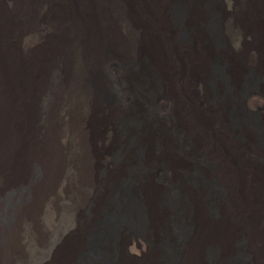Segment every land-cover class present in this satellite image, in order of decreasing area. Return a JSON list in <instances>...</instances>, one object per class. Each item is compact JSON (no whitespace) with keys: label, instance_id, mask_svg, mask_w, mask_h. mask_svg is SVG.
<instances>
[{"label":"bare ground","instance_id":"1","mask_svg":"<svg viewBox=\"0 0 264 264\" xmlns=\"http://www.w3.org/2000/svg\"><path fill=\"white\" fill-rule=\"evenodd\" d=\"M177 4L174 28H180L183 33L180 42L199 41L209 73V62L226 51L224 44L218 47L219 43H213L212 38V33L215 38L220 36L223 26L221 29V22L215 25L213 18L207 25L206 14L209 13L196 21V11L199 8L208 11L212 6L221 21L223 12V21L230 13L222 10L218 3L212 4L211 0H179ZM125 25L129 26V22ZM142 37V33L127 28L121 44L135 51L146 48L157 58L155 41L150 38L143 42ZM86 45L82 52L62 51L65 66L73 60L71 72L64 80L60 72L49 79L44 69L40 73L14 74L10 70L0 74V264H26V258L35 255L42 258V263L54 258V264H78L87 249L90 227L100 225V210L115 217L114 233L107 232L108 226L104 224L99 226L103 231L102 244L100 249L96 247L92 251L88 247L85 264H111L113 259L114 264H128L121 255L129 240V224L133 225L138 218L144 224L158 223L151 221L153 216L151 213L150 217L149 212L155 204L150 196L148 198L139 177H135L124 203V200H108L107 194L109 186L119 185L125 178L120 168L113 171V176L105 177L106 191L97 192L96 173L101 169L103 157L95 148L99 133L93 121L106 122L111 97L103 93L101 87L105 86L100 85L92 70L96 63L100 64V58H104L103 37L99 34ZM115 66L121 68L119 80L126 82L124 87L135 77L132 74L140 72V78L146 83L143 86L154 92L158 90L161 82L157 76L153 74L152 81L149 71L135 60H116ZM245 71L240 60H230L220 75L211 76L215 99L208 87L205 90L202 101L210 114L206 116L198 107L192 108L196 124L211 128L213 143L209 151L217 146L221 150L219 175L229 193L226 200L220 193L216 194L215 213L211 217L206 210L209 203L206 196L202 197L201 190L200 195L196 194L190 216L183 221L190 227V233L187 232L175 264H188L191 257L200 256L198 253L211 244L220 252L217 264H228L226 258L235 233L246 235L253 245L255 261L252 264H264V138L257 143L253 126L257 123L252 113L243 110L234 113L232 109L234 104H243L244 96L240 91ZM49 80L52 87L44 90ZM228 85L234 86L238 93L226 91ZM251 85L257 91V80ZM107 89L115 90L113 85ZM39 93H45L46 99H39ZM116 108L120 109L121 105ZM144 114L139 111L133 120L145 123ZM219 117L226 124L216 131ZM233 118L236 126L231 125ZM257 120L264 130V117L257 116ZM147 135V131L142 138L138 135L137 141L147 145ZM202 171L207 177L212 175L211 169ZM181 199L178 202H187L184 197ZM87 202L90 203L89 215L82 216L80 211ZM155 216L161 221L167 214L156 209ZM154 250L145 264H162Z\"/></svg>","mask_w":264,"mask_h":264},{"label":"rangeland","instance_id":"2","mask_svg":"<svg viewBox=\"0 0 264 264\" xmlns=\"http://www.w3.org/2000/svg\"><path fill=\"white\" fill-rule=\"evenodd\" d=\"M178 2L0 0V74L10 70L14 74L24 71V74L33 71L40 73L45 70L49 79L60 72L64 80L71 72L73 60L69 61L68 67L65 66L62 51L68 50L70 54L82 52V48L92 38L95 40L99 34L103 37L104 58L101 57L100 64L96 63L92 70L100 85L104 84L106 88L101 87L103 93L110 95L111 108L104 124L93 121L94 129L99 133L95 148L103 157L101 169L96 173L97 192L100 194L106 191V186H103L105 177L120 168L125 178L119 185L109 186L107 194L108 200H124V203L129 197L135 177H139L148 198L150 196L155 204L149 212L150 217L151 213L153 216L151 221L158 222L154 225L151 222L144 224L138 218L133 225L129 224V240L121 255L128 264L147 263L154 249L162 264H175L176 255L190 233V227L183 221L190 216L196 194L200 195L201 190L202 197L206 196L209 202L206 210L210 217L215 213L213 200L216 194L220 193L223 200L227 199L229 189L221 182L219 175L221 150L217 146L209 151L213 143L211 128H201L196 124L191 111L195 106L206 116L210 114L202 101L205 90L208 87L215 99V85L211 76L220 75L226 63L232 59L237 58L246 68L240 91L244 101L242 106L234 104L233 112L243 110L252 113L256 117L257 125L253 126L257 143L260 144L264 138V130L257 122V116L264 117V0H211L212 4L218 3L222 10L230 13L225 21L224 12L222 21L218 20L212 6L208 11L197 9L196 21H201L209 13L206 14L207 25L213 18L214 24L221 22V29L223 26L220 36L215 38L212 33V38L213 43H219L218 47L224 44L226 51L209 62V73L206 71V57L199 41L180 42L183 33L180 28H174V13L178 9ZM126 22H129V26L125 25ZM127 28L142 33L143 42L150 38L154 40L159 56L154 57L146 48L135 51L121 44L125 40ZM120 59L135 60L142 64L149 71L152 81L156 75L161 82L158 90L154 92L146 89L140 72L132 74L135 77L130 78L127 81L129 85L124 87L126 82L119 80L121 68L115 66V61ZM253 80H257V91L252 88ZM45 84L44 90L52 87L50 80ZM110 85H113L114 91L107 89ZM225 90L238 93L230 85ZM38 95L39 99H46L45 93ZM119 105L121 108L117 109ZM139 111L145 113V123L133 120ZM234 120H231V125L236 126ZM145 124L148 126L145 127ZM225 124L219 117L215 130L218 131ZM146 131L149 142L144 146L137 141V136L144 137ZM204 169L212 170L211 178L204 175ZM183 197L187 202H178ZM88 202L80 211L82 216L89 215ZM155 208L158 211L164 210L167 214L164 220L160 221V217L157 220ZM100 214V225L90 227L87 249L78 264H85L88 247L91 251L96 247L100 249V238L103 235L99 229L101 224L108 226L107 232L114 233L115 217L103 210H100ZM230 243L231 249L226 258L228 264H245V261L252 264L255 261L253 245L246 235L235 233ZM219 253L218 247L211 244L202 253H198L200 256L191 257L188 264H217ZM52 260L42 263V258L35 255L34 258H26V264H54Z\"/></svg>","mask_w":264,"mask_h":264}]
</instances>
